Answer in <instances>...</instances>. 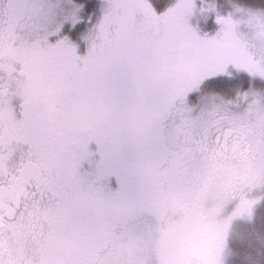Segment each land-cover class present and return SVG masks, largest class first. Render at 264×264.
I'll return each instance as SVG.
<instances>
[{
	"label": "snow or ice",
	"instance_id": "obj_1",
	"mask_svg": "<svg viewBox=\"0 0 264 264\" xmlns=\"http://www.w3.org/2000/svg\"><path fill=\"white\" fill-rule=\"evenodd\" d=\"M155 3L0 0V264H186L169 210L264 160V72Z\"/></svg>",
	"mask_w": 264,
	"mask_h": 264
},
{
	"label": "clouds",
	"instance_id": "obj_2",
	"mask_svg": "<svg viewBox=\"0 0 264 264\" xmlns=\"http://www.w3.org/2000/svg\"><path fill=\"white\" fill-rule=\"evenodd\" d=\"M231 2V0H230ZM221 16L220 30L228 36V56L259 74L264 72V9L241 6ZM202 200L192 210L195 227L205 240V264H231L238 255L232 243L264 244V234L250 231L255 208L264 201V160L236 159L221 165L200 189ZM240 222L241 238L233 226Z\"/></svg>",
	"mask_w": 264,
	"mask_h": 264
},
{
	"label": "rangeland",
	"instance_id": "obj_3",
	"mask_svg": "<svg viewBox=\"0 0 264 264\" xmlns=\"http://www.w3.org/2000/svg\"><path fill=\"white\" fill-rule=\"evenodd\" d=\"M176 0H171V3L174 4ZM214 2V0H213ZM228 4H227V3ZM224 4L228 5V11H222V7L219 4V2H214L215 4V13L210 14H203L199 11V9L203 6L202 0H194L195 3V12L194 15L190 18L189 23L193 25L194 27H198L200 30H203V27L205 28L208 24V21L210 19L216 18V15L219 14L221 16H227L233 11V6L235 5H241V6H247L244 5L236 0H226ZM223 3V2H221ZM170 4V6L172 5ZM251 7V6H250ZM156 9V8H155ZM156 11L159 13L160 10L156 9ZM204 19L207 22H204ZM211 24V23H210ZM212 25L213 31L200 34L201 36H207V37H213L216 35V33L219 31L220 26L219 24L213 22ZM242 79H248L246 74H242ZM199 194H201V197L199 198V201L196 199L194 203H184L182 205L175 206L169 210V215L171 216L172 220L176 223H184L186 221L191 222V227L189 230V235L187 237V240L180 246L181 252L186 257V264H205V261L203 259L205 254V240L203 235L198 231V229L195 227L193 219H192V213L191 210L195 205H198L202 200V193L199 191ZM264 201H261L255 208L254 216L256 214L257 209L259 206L263 204ZM253 216V218H254ZM240 226V222H237L234 226V232L238 229L237 227ZM113 252V239L111 237H104L101 236L98 239V248L97 253L101 258H105L109 256Z\"/></svg>",
	"mask_w": 264,
	"mask_h": 264
},
{
	"label": "trees",
	"instance_id": "obj_4",
	"mask_svg": "<svg viewBox=\"0 0 264 264\" xmlns=\"http://www.w3.org/2000/svg\"><path fill=\"white\" fill-rule=\"evenodd\" d=\"M219 2L222 7V11H228V5L224 4L226 0H214V2ZM244 5L255 7L256 0H236ZM155 3V0H153ZM223 2V3H221ZM264 2V0H262ZM165 3L170 6L171 0H165ZM227 3V2H226ZM228 4V3H227ZM155 8L163 11V7L159 3H155ZM216 18L210 19L206 27H203V30H200L198 27V33L204 34L210 31H213L212 23H215ZM204 22H207L204 19ZM211 23V24H210ZM238 229L234 232L236 238H241L243 233L241 232V225L237 227ZM250 231L264 234V202L256 211V214L252 222L248 225ZM232 247L236 250L238 255L232 260L231 264H264V244L257 243L253 240L250 244L246 246H241L238 244L232 243Z\"/></svg>",
	"mask_w": 264,
	"mask_h": 264
},
{
	"label": "flooded vegetation",
	"instance_id": "obj_5",
	"mask_svg": "<svg viewBox=\"0 0 264 264\" xmlns=\"http://www.w3.org/2000/svg\"><path fill=\"white\" fill-rule=\"evenodd\" d=\"M200 197H201V194L198 195V198H197L198 201H199V198H200Z\"/></svg>",
	"mask_w": 264,
	"mask_h": 264
}]
</instances>
